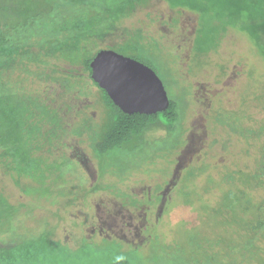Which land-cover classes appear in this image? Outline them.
Here are the masks:
<instances>
[{"label": "rangeland", "instance_id": "obj_1", "mask_svg": "<svg viewBox=\"0 0 264 264\" xmlns=\"http://www.w3.org/2000/svg\"><path fill=\"white\" fill-rule=\"evenodd\" d=\"M128 12L73 49L81 60L103 49L131 52L134 44L154 55L182 109L181 135L153 130L122 153L99 157L95 143L109 116L83 61L53 49L21 52L1 70L27 110L21 126L7 119L0 135V246L22 235L45 242L49 264L68 263L57 243L78 253L73 264L89 244L97 259L130 254L136 264H163L191 261L193 248L211 243L223 262L258 264L242 246L229 255L230 238L240 243L250 229H225L232 216L215 209L230 175L249 189L246 176L263 156L264 50L220 7L200 13L140 0ZM250 194L264 202V187ZM257 242L264 251V231Z\"/></svg>", "mask_w": 264, "mask_h": 264}, {"label": "trees", "instance_id": "obj_2", "mask_svg": "<svg viewBox=\"0 0 264 264\" xmlns=\"http://www.w3.org/2000/svg\"><path fill=\"white\" fill-rule=\"evenodd\" d=\"M136 1L140 0H8V3L0 1V14L5 16L4 14L8 13L15 17L12 20H5L6 17L0 16V135L2 128L6 129L8 125L7 119L11 122L15 121L14 123L17 122L16 124L21 126L23 124L22 113L27 110V103L21 104V101L13 95L11 82L6 79L2 69L14 66L16 58L21 52L36 47L63 51V57H71L73 62L83 61L84 69L92 78L91 62L96 55L81 60L80 56L81 58L83 56L73 47L80 46L85 40V36L98 33L107 25L128 16V10ZM165 1L172 7H184L200 13L208 12L213 7L230 11L233 17L229 20L230 22L228 21L229 24L248 33L264 50V0ZM96 20H100L98 26H94ZM91 23L94 24L91 25ZM67 47L71 48L69 52L64 50ZM114 50L149 65L161 77L167 75V71L162 70V66L156 61L155 56L138 44L132 46L131 52L125 53L115 48ZM92 80L101 90L109 116V125L104 131L102 139L95 143V151L99 157H110L117 154L118 151L122 153L125 144L135 139H143L148 132L153 130H161L166 134L179 132L181 135L183 116L177 99L169 96L170 106L165 111L155 114H129L116 105L107 91L101 88L93 78ZM6 115L12 117L7 118ZM233 125L237 126L232 123L231 127ZM230 177L231 181L233 180L232 186L224 192L223 200L215 212L218 216L226 213L232 216L222 221L225 223V229L231 228L236 231L235 227H238L237 224H239L250 231L240 243L237 241L238 239L230 238L229 255L233 256L231 252L235 249L234 247L242 246L245 256L248 255L249 259L253 256L257 259L258 264H264V251L257 242L259 232L264 231V202L256 201L250 194L251 188L257 185L264 187V145L263 156L258 163L257 170L250 176H246L245 184L249 189H240V186L235 184L236 179L231 175ZM190 193L189 191L184 192L185 197L188 198L187 204L191 203ZM202 207L208 211L210 205L204 204ZM216 222L220 224V221ZM57 244H59V248H56L60 253L67 256L65 258L68 261L67 264H73L72 261L78 253L73 248ZM209 244H206V247L203 245L206 250L201 247V244L197 245L198 249L193 248L196 257L193 256L191 261H187L189 259H186L185 256H179L176 261L169 259L163 261V264L230 263L220 260L217 255L219 253L209 252L212 248L211 243ZM42 247L45 248V242L19 235L14 240L11 239L0 246V264H49L45 259L46 249ZM85 248H87V254L80 257L81 264H136L130 254H122L107 261L96 258L98 249L92 245H86ZM51 264L53 263L51 262Z\"/></svg>", "mask_w": 264, "mask_h": 264}, {"label": "water", "instance_id": "obj_3", "mask_svg": "<svg viewBox=\"0 0 264 264\" xmlns=\"http://www.w3.org/2000/svg\"><path fill=\"white\" fill-rule=\"evenodd\" d=\"M92 78L125 113L155 114L170 106L162 78L149 65L114 49L91 62Z\"/></svg>", "mask_w": 264, "mask_h": 264}]
</instances>
